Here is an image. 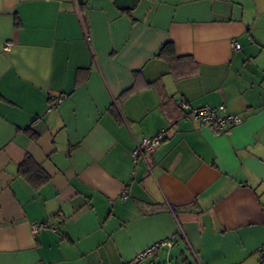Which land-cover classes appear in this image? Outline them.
I'll return each mask as SVG.
<instances>
[{
    "label": "crops",
    "instance_id": "1",
    "mask_svg": "<svg viewBox=\"0 0 264 264\" xmlns=\"http://www.w3.org/2000/svg\"><path fill=\"white\" fill-rule=\"evenodd\" d=\"M0 264H264V0H0Z\"/></svg>",
    "mask_w": 264,
    "mask_h": 264
},
{
    "label": "built area",
    "instance_id": "2",
    "mask_svg": "<svg viewBox=\"0 0 264 264\" xmlns=\"http://www.w3.org/2000/svg\"><path fill=\"white\" fill-rule=\"evenodd\" d=\"M231 46L234 50H239L240 46L236 40L231 41ZM8 49V46L5 47V50ZM57 99L53 100L50 106H54ZM178 107L182 111V117L189 119L193 122H196L200 125L206 126L214 134H228L231 129L235 126H238L242 119L233 113H228L224 105H219L217 107H201L190 110H185V104L179 103ZM167 132L161 130L152 137L145 138L141 142L136 143L135 147L131 151V156L134 161L138 158H144L147 153H151L154 149L165 139ZM122 199H126V195H122ZM44 227V224L34 223L30 227L31 234L35 235L41 228ZM172 241L163 240L151 246L146 251L140 253L138 258L141 259L149 253L155 252L161 247H171Z\"/></svg>",
    "mask_w": 264,
    "mask_h": 264
},
{
    "label": "trees",
    "instance_id": "3",
    "mask_svg": "<svg viewBox=\"0 0 264 264\" xmlns=\"http://www.w3.org/2000/svg\"><path fill=\"white\" fill-rule=\"evenodd\" d=\"M159 56L168 62L174 61L176 59V55L174 53V48L172 44L171 43L164 44L160 50ZM203 107H210V106H203ZM18 172L20 175L24 176L25 178L32 180L33 183H35L36 185H39L48 180V176L44 174L41 168L38 167L29 157H26L22 161V163L19 166Z\"/></svg>",
    "mask_w": 264,
    "mask_h": 264
}]
</instances>
